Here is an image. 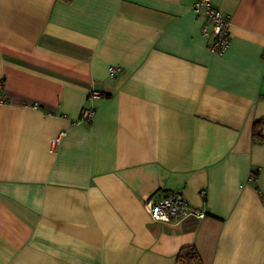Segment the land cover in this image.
<instances>
[{
	"label": "crops",
	"instance_id": "1",
	"mask_svg": "<svg viewBox=\"0 0 264 264\" xmlns=\"http://www.w3.org/2000/svg\"><path fill=\"white\" fill-rule=\"evenodd\" d=\"M194 1L0 0V264H264V0Z\"/></svg>",
	"mask_w": 264,
	"mask_h": 264
},
{
	"label": "built area",
	"instance_id": "2",
	"mask_svg": "<svg viewBox=\"0 0 264 264\" xmlns=\"http://www.w3.org/2000/svg\"><path fill=\"white\" fill-rule=\"evenodd\" d=\"M192 9L198 14H202L206 22L203 25L202 31L204 34H210L212 41L208 45L211 52L222 54L229 44V25L230 19L224 12L213 4L212 0H195L192 4ZM264 58V54H262ZM118 67H109L110 74L118 71ZM102 94L93 90L88 101L92 102L95 99L101 98ZM94 106H87L81 111V121L89 122L94 114ZM59 138L52 140L53 146L58 142ZM144 209L150 215L152 220L178 224L187 216L193 214L198 218L204 216V213L192 206L186 199L181 189L170 191L167 195L157 200L149 198L144 203ZM192 264H196L193 262Z\"/></svg>",
	"mask_w": 264,
	"mask_h": 264
},
{
	"label": "trees",
	"instance_id": "3",
	"mask_svg": "<svg viewBox=\"0 0 264 264\" xmlns=\"http://www.w3.org/2000/svg\"><path fill=\"white\" fill-rule=\"evenodd\" d=\"M262 125H264V121L259 120L254 122L252 129V139L256 142H260L264 139L262 136ZM195 262L196 264H202L200 255L196 248L191 246L183 247L176 254L175 263L174 264H192Z\"/></svg>",
	"mask_w": 264,
	"mask_h": 264
}]
</instances>
